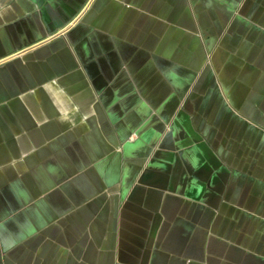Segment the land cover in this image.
<instances>
[{
  "label": "crops",
  "instance_id": "obj_1",
  "mask_svg": "<svg viewBox=\"0 0 264 264\" xmlns=\"http://www.w3.org/2000/svg\"><path fill=\"white\" fill-rule=\"evenodd\" d=\"M0 264H264V0H0Z\"/></svg>",
  "mask_w": 264,
  "mask_h": 264
}]
</instances>
